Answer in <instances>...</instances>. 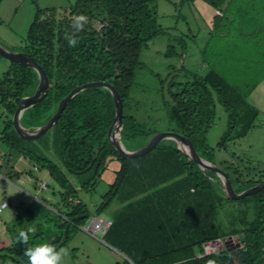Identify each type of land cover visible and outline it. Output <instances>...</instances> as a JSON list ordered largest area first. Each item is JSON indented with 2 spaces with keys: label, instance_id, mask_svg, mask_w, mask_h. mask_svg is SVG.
<instances>
[{
  "label": "trees",
  "instance_id": "16d2710c",
  "mask_svg": "<svg viewBox=\"0 0 264 264\" xmlns=\"http://www.w3.org/2000/svg\"><path fill=\"white\" fill-rule=\"evenodd\" d=\"M158 1L76 0L70 8H38L20 52L30 55L45 71L48 92L39 104L24 112L21 123L27 128L42 126L73 89L90 82H105L114 87L123 102V145L126 149V142L143 146L155 132L130 112L138 109L136 105L130 110V91L140 51L156 35L165 34L158 24ZM202 1L214 9L224 7L221 15L226 12L233 16L230 26L239 34L247 28L253 30L255 42L248 51L254 62L264 65V0ZM79 15L86 16L87 22L74 20ZM78 24H83V28L79 29ZM72 40L76 43L70 47ZM172 54L175 51L170 47L166 55ZM257 70L254 67L252 73ZM259 83L256 78L243 87L241 82L231 83L224 74L211 69L203 76L193 74L185 83L172 81L170 87L177 92L170 94L172 104L165 105L168 120L175 126L173 132L183 136L199 156L221 169L235 193L264 183V175L242 178L231 165L223 168L221 165L226 162H219L215 151L225 150L227 143L246 137L254 127L259 112L248 97ZM37 84L33 69L10 63L0 80V109L3 115L10 116L0 140L37 170L48 171L61 187L64 211L58 214L60 222L54 225L55 231L51 229L55 234L59 230L60 235L48 238L49 246L59 253L93 216L85 204L72 199L76 189L64 170L48 156L39 154L34 145L30 148L29 140L15 130L12 117L20 100L33 95ZM217 103L224 107L228 125L213 148L207 133L214 125ZM114 112L111 94L103 88H91L75 96L53 126L56 152L63 167L76 176L91 174L87 182L80 183L81 187L86 188L92 180L95 186L108 162L116 159L121 164L116 181L94 215H102L115 198L128 202L125 210L111 220L112 225L103 236L106 242L131 264H207L209 260L216 264H263L264 191L250 195L256 199L257 209L255 218L244 222L243 244L229 245L219 253L198 258L204 244L225 236L216 228L217 205L225 197L214 181V172L202 171L170 140L135 160L121 158L108 138ZM45 232L37 228L33 241L28 239L27 243L18 241V233L11 246L0 250V261L28 264L25 250L43 244Z\"/></svg>",
  "mask_w": 264,
  "mask_h": 264
},
{
  "label": "rangeland",
  "instance_id": "374dc122",
  "mask_svg": "<svg viewBox=\"0 0 264 264\" xmlns=\"http://www.w3.org/2000/svg\"><path fill=\"white\" fill-rule=\"evenodd\" d=\"M75 2L76 0H3L0 4V44L8 50L20 52L38 8H70ZM223 10L224 7L214 9L202 0L157 2L158 24L165 34L156 35L140 51L139 64L130 91V110L137 106L138 109L130 112L155 133L173 132L175 126L169 122L165 107L167 103L172 104L170 94L177 92L175 88L170 87L172 81L185 83L191 80L193 74L203 76L211 69L224 74L231 83L241 82L243 87L245 83H251L257 78L260 83L248 97V102L259 112L254 127L246 137L230 141L226 144L225 150L217 149L215 153L219 162H226L221 165L223 168L231 165L242 178L260 177L264 175V65L262 62L261 66L258 65L260 61L254 62L252 52L248 51H251L255 42L253 30L247 28L239 34L238 29H231L230 22L233 16L226 12L221 15ZM180 38L184 41L180 42ZM170 47L175 54L168 56L166 53ZM9 66L10 62L0 57V80ZM254 67L258 70L252 73ZM124 112L125 114L129 112L127 107ZM215 112L214 125L207 133L208 143L213 148L220 142L228 125L227 113L221 104L217 103ZM7 117L10 118L6 114L3 115V109H0V139ZM55 134L53 127L37 139L27 141L28 146L31 148L34 145L38 148L39 154L48 156L64 170L76 189L75 197L72 199H78L85 204L93 216L85 226L96 218L113 221L125 210L128 202L115 198L102 215H94L116 181L121 167L120 162L116 159L108 162L95 186H92V180L83 188L80 183L87 182L91 174L76 176L67 172L56 152ZM126 146L131 151L140 148L127 142ZM8 166L14 169L12 176L5 174V168L9 170ZM0 167V177L4 179H0V206L5 199L10 202L9 208L0 210V248L10 245L12 238L21 231H33V227L46 231V238L41 240V243H48V238L54 239L56 235H60L59 230H56L55 234L51 229L60 222L58 212L64 211L61 201L63 191L48 171L37 170L33 163L20 157L18 152L1 140ZM16 173H19L20 178L15 175ZM214 175L217 178L215 173ZM41 182L47 184L45 189L40 188ZM23 189L35 194V198L32 200L23 195L20 192ZM255 200L250 196L240 200L225 198V201L217 205L216 228L220 234L225 233L220 239L221 242L237 247L243 244L242 230L246 227L244 222L255 218L257 209ZM19 202L25 207H30L28 210L24 208L22 212H18L17 205L21 204ZM17 215L19 216L17 221L26 224L29 218L34 223L33 227L26 224L22 225L23 228L15 226ZM53 229L55 231V228ZM13 230L15 231L12 232ZM63 250L64 254L61 255L59 264L131 262L111 247L100 233L95 239L82 228ZM0 264L15 263L0 261Z\"/></svg>",
  "mask_w": 264,
  "mask_h": 264
},
{
  "label": "water",
  "instance_id": "95a60500",
  "mask_svg": "<svg viewBox=\"0 0 264 264\" xmlns=\"http://www.w3.org/2000/svg\"><path fill=\"white\" fill-rule=\"evenodd\" d=\"M0 57L8 60L10 63L17 64L23 67L33 69L38 77V84L35 92L31 96L23 97L13 115V124L17 133L27 140H34L49 131L60 119L68 103L79 93L91 88H103L106 89L112 96L115 112L113 123L108 130V138L115 146L118 155L123 159H136L145 155L161 142L170 140L173 141L176 147L186 156L188 159L197 164V166L203 171L205 169L214 172L217 176V184L219 185L224 197L227 200H240L250 195L264 191V183L253 186L240 193H235L227 175L219 169L216 165L203 159L199 156L191 147L189 142L180 134L175 132H157L154 133L147 142L137 150L131 151L125 148L121 141L123 130V102L120 95L109 83L105 82H90L82 86L73 89L66 97H64L57 106L55 113L52 117L42 126L35 128H27L21 123V118L24 112L35 105L39 104L46 96L48 92V79L45 71L38 65V63L28 54L22 52H14L4 48L0 44ZM235 252V251H233ZM231 252V253H233ZM264 264V263H263Z\"/></svg>",
  "mask_w": 264,
  "mask_h": 264
},
{
  "label": "clouds",
  "instance_id": "9594fccd",
  "mask_svg": "<svg viewBox=\"0 0 264 264\" xmlns=\"http://www.w3.org/2000/svg\"><path fill=\"white\" fill-rule=\"evenodd\" d=\"M74 20L77 22H87V17L84 15H79L77 17H74ZM78 28L82 29L83 24H78ZM76 41L72 40L69 41V46H75ZM28 234L25 231H21L19 233L18 241L22 243L28 242ZM64 254V250L61 249L60 253H55V249L52 246H49L48 243H43L38 246H32L29 247L24 252V256L28 258V264H59V261L61 260V255ZM207 264H216L215 260H209L207 261Z\"/></svg>",
  "mask_w": 264,
  "mask_h": 264
},
{
  "label": "built area",
  "instance_id": "2783aa9c",
  "mask_svg": "<svg viewBox=\"0 0 264 264\" xmlns=\"http://www.w3.org/2000/svg\"><path fill=\"white\" fill-rule=\"evenodd\" d=\"M46 187H47V184L45 182L40 183V188L45 189ZM74 202L78 203V200H74ZM6 206H7V202H3L1 204L2 208ZM111 225H112L111 220H101L99 218H96V219H93L89 225L83 226L81 228L88 235L96 239V235L98 233L104 236ZM228 246L229 244H224L223 242L220 241V239L208 242L203 245V252L198 253L197 257L202 258L207 255L219 253L223 251L224 249H226Z\"/></svg>",
  "mask_w": 264,
  "mask_h": 264
},
{
  "label": "crops",
  "instance_id": "0c3cea01",
  "mask_svg": "<svg viewBox=\"0 0 264 264\" xmlns=\"http://www.w3.org/2000/svg\"><path fill=\"white\" fill-rule=\"evenodd\" d=\"M1 168V167H0ZM8 168H9V166H8ZM12 169V170H11ZM2 170V169H1ZM13 172H14V169L13 168H9V170L7 171V168H5V174H6V176L8 175V174H10L11 176H12V174H13ZM16 175V174H15ZM11 176H9V177H11ZM18 178H20V176H18ZM0 179L1 180H4L2 177H0ZM6 180V179H5ZM40 181V180H39ZM28 184V183H27ZM28 187V186H27ZM20 192L23 194V195H25L26 197H28V198H32V200L35 198V194L33 195V194H31V193H29L28 191H26L25 189H23V190H20ZM14 197H16V196H14ZM3 202H7V206L6 207H4V208H2L1 206H0V210H6L7 208H9L10 207V202L8 201V200H3L2 201V203ZM19 203H21L20 205L18 204L17 205V211L18 212H22L23 211V209L24 208H27V210H28V208L30 207H25L24 205H23V203L22 202H19ZM58 214H59V212H58ZM27 215H29V211H28V213H27ZM17 220H19V216L17 215L16 216V223H15V226H22V225H24V224H26V223H23V222H20V221H17ZM23 220V219H22ZM21 220V221H22ZM28 221H27V224H26V226H31V227H33L32 225H34V223L33 222H31L30 220H29V218L27 219ZM7 225V224H6ZM38 226V225H37ZM15 228V227H14ZM22 228H23V226H22ZM34 228V230L33 231H28L29 233H30V236H29V240L31 241V239H32V237H33V235H34V232L37 230V228L38 227H36V229H35V227H33ZM15 230H13L12 232H14ZM11 232V233H12ZM10 233V232H9ZM9 245V244H8ZM5 246V247H1L0 248V250L1 249H3V248H7V247H9V246H11L12 245V242H11V244L9 245V246ZM122 256L124 257V258H126L128 261H129V259L125 256V255H123L122 254ZM67 264H70V263H67Z\"/></svg>",
  "mask_w": 264,
  "mask_h": 264
}]
</instances>
